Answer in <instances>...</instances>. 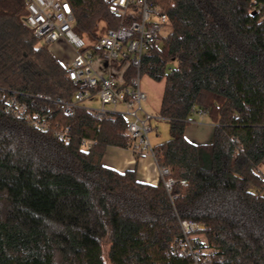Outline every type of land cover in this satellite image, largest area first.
I'll return each instance as SVG.
<instances>
[{
  "label": "trees",
  "instance_id": "trees-1",
  "mask_svg": "<svg viewBox=\"0 0 264 264\" xmlns=\"http://www.w3.org/2000/svg\"><path fill=\"white\" fill-rule=\"evenodd\" d=\"M69 1L90 41L120 24L105 0ZM150 1L171 20L139 69L165 82L170 137L154 148L170 191L103 162L109 146L132 147L122 112L38 101L71 125L65 141L6 111L14 94L70 100L78 85L27 23V1L0 0V264H107L105 241L111 264H192L177 247L185 220L205 224L213 264H264V0ZM197 113L215 124L209 142L186 135Z\"/></svg>",
  "mask_w": 264,
  "mask_h": 264
},
{
  "label": "built area",
  "instance_id": "built-area-1",
  "mask_svg": "<svg viewBox=\"0 0 264 264\" xmlns=\"http://www.w3.org/2000/svg\"><path fill=\"white\" fill-rule=\"evenodd\" d=\"M26 21L39 40L45 43L63 41L74 50V56L65 63L69 78L78 85L73 99L53 98L44 93L30 95L21 100L17 94L6 101V111L16 117L28 119L41 130H52L60 139H71V125L53 120L52 111L33 108L38 101H54L66 115H73L84 107L97 118H107L112 112H122L129 118L127 132L133 140L136 153H148L158 165L160 178L170 191L174 179L168 177L169 168L158 164L150 132L152 120L163 119L160 112L154 116L145 109L148 93L141 85L140 66L143 55L158 41L171 20L163 8L150 0H105L109 9L120 16V24L103 32L95 42L88 40L74 29V12L69 0H26ZM261 11L260 8L257 9ZM107 68V73L96 66ZM108 63V64H107ZM136 66L138 72L131 78L126 70ZM98 98L99 107L85 106L86 99ZM122 104L123 110L119 109ZM90 140H84L88 148ZM182 237L177 243L181 254L188 256L192 264H213L211 250L207 247L204 223L182 221Z\"/></svg>",
  "mask_w": 264,
  "mask_h": 264
},
{
  "label": "rangeland",
  "instance_id": "rangeland-1",
  "mask_svg": "<svg viewBox=\"0 0 264 264\" xmlns=\"http://www.w3.org/2000/svg\"><path fill=\"white\" fill-rule=\"evenodd\" d=\"M170 29V26H168L164 30V34L167 33ZM86 38V37H85ZM42 42V40H41ZM50 50L63 62H65L67 59H69L72 56L71 50L68 45L64 44L62 41L60 42H51L48 44ZM108 64V63H107ZM175 65V63H173ZM96 66L99 68L100 71L107 73V68L104 66H101V62H96ZM164 81H157L152 79L146 74L141 75V85L148 93V102L147 105H145V109H147L149 112H151L154 116L157 115V113L160 112V101L162 100V89H163ZM83 104L85 106L90 107H99L100 101L98 98L94 99H86L83 101ZM119 109L123 110L122 104H119ZM205 119L204 121L201 119V115H196V120L191 122L187 126V137L194 142L201 143V142H209L211 140V134L214 132V122L211 120L209 115L204 114L203 116ZM152 124L154 126V129L150 132L149 136L151 139V142L155 145L165 139H168L170 137L169 132V124L165 119H156L154 118L152 120ZM199 132H202V135H207L203 137H199L196 134H199ZM107 165V164H106ZM109 243L107 241L103 244L104 249V257L107 264H111L107 252H108Z\"/></svg>",
  "mask_w": 264,
  "mask_h": 264
},
{
  "label": "crops",
  "instance_id": "crops-1",
  "mask_svg": "<svg viewBox=\"0 0 264 264\" xmlns=\"http://www.w3.org/2000/svg\"><path fill=\"white\" fill-rule=\"evenodd\" d=\"M63 43L66 44L65 42ZM69 48L71 50L72 56L69 59H67L64 63L71 60L74 56V50L70 46ZM164 86H165V82L163 84L162 96L164 92ZM161 101H160V108H161ZM196 115L197 116L201 115L202 117L201 119L204 121L205 119L203 117L204 113H197ZM186 135H187V131H186ZM196 135L199 137L207 136L206 134L202 135V132L201 133L199 132V134ZM212 135L213 134H211V137ZM103 162L107 164V166L115 168L119 171H124L128 168H135L137 170L139 179L152 184H157L160 179L159 169L157 163L155 162V159L148 153H136L131 147H120L113 145L109 146L106 150Z\"/></svg>",
  "mask_w": 264,
  "mask_h": 264
}]
</instances>
